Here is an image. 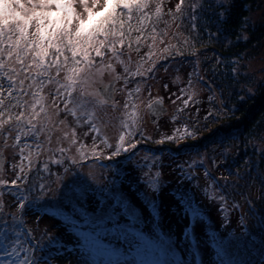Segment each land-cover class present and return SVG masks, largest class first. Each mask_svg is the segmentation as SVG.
Masks as SVG:
<instances>
[{
    "label": "rangeland",
    "instance_id": "1",
    "mask_svg": "<svg viewBox=\"0 0 264 264\" xmlns=\"http://www.w3.org/2000/svg\"><path fill=\"white\" fill-rule=\"evenodd\" d=\"M179 2L180 0H168V6L164 8L161 17L165 19L159 24L163 29L162 34L149 28L143 35H139V40L133 41L128 38L123 46L117 44L116 48L123 53L119 59L107 49H101L105 53L101 57H97L94 51H89V56L95 60V67L101 68L103 73L101 75L95 68L93 69L90 81L92 87L97 89L98 85L114 78L116 81L114 100L121 105L115 111L110 107L97 111V116L100 117L95 121L98 131L91 129V121H88L87 115L72 117L62 111L57 114L50 107L52 98L48 95V89H45L46 103L49 105L48 116L51 117L56 130L48 133L45 129L39 136H21L18 144L13 137H9L8 146H4L3 140H0L2 149L0 154H3L0 157V178L9 181L10 184L16 178V174L21 172L22 166L29 180H42L38 187L40 191H43L40 185L47 189L41 202L51 204L50 207L55 212H60L68 218L78 217L73 209L79 208L80 204L75 201L69 204L64 199L66 185H72L75 181L76 187L85 190L83 206L90 213L96 207L95 197L99 195L100 190L107 189L111 193L110 198L123 197L128 205L127 215L120 214L119 228L113 235L121 239L123 233L133 231L134 228H141L153 235L164 230L175 241L174 245L171 240L168 241L169 248L175 247V251L181 253L183 257H189L188 264H196L192 259L194 251L203 255V262L207 264L208 261L211 262L212 250L204 235L206 226L203 223H197L195 226L196 239L199 241V249L196 250L183 236L189 219L183 214L176 194L187 195L193 207L199 210L203 222L210 226L219 239L236 224L240 212L236 210V203L221 199L217 187L210 181L212 180L210 175H206L205 169L202 168V165L212 164L211 170L214 172L212 176L216 178L221 176L224 180L219 155L213 152L209 154L208 151H192L188 155L187 150L183 151V148L169 149V145L181 144L184 137H188V135L181 137L185 129L193 133V120L203 118L208 113L211 98L210 92L202 83V77L197 78L191 69V57L166 59L174 50L175 42L185 38L180 35L181 28L177 18L187 16H184L181 10H176ZM193 2L209 7L217 3V0H189L188 5ZM259 4L261 6L251 12L250 17L264 22V0H259ZM74 7L78 13L84 15L79 3ZM252 18L249 19L253 20ZM129 44L131 48L128 47ZM106 65H111V70L103 67ZM126 66L130 72H135L139 66L143 75H129L125 72ZM234 72L245 77L240 83V89L246 87L248 91L253 90L255 83L264 74V39L256 51L243 53L235 58ZM137 88L139 91H136ZM155 98L161 99L168 110L156 123H152L147 107ZM24 99L31 102L30 97ZM128 100H131V104L125 109L122 105ZM133 104L136 106L135 122L124 114L133 111ZM60 106L62 108L63 104ZM104 112L109 116L104 117ZM183 117H186L185 121ZM40 119L44 120V114H41ZM77 119L79 123L76 122ZM61 120L65 123L59 124ZM121 121H124L127 127L122 125ZM73 129L76 143L70 144ZM65 132L69 133L68 138L63 137ZM122 134L125 136V147L131 143H135L136 146L128 151H122L119 156H112ZM46 136H51V143L47 141ZM57 137L61 138L59 143ZM105 140L107 144L102 142ZM81 145L84 146V158L78 151ZM257 145L264 152V136ZM59 148L66 151H57ZM211 158L213 162L210 161ZM55 160H61L63 163L56 164L53 162ZM39 170L43 172L42 177L34 178L33 174ZM154 179L159 181L158 194L149 187ZM3 187L0 186V190ZM25 192L28 194V191ZM0 200L3 202L5 214L16 212L13 195L4 192ZM150 200H155L158 206L156 218L151 210ZM37 216L40 217L39 220ZM26 219L33 231L34 239L48 249L45 252L52 260L51 263L45 259L39 260L40 264H98L90 252L78 246L66 220L47 213L32 217L28 214ZM51 237H55L56 242L48 243ZM135 241L137 238L130 233L124 235L122 245L114 243L121 245L122 248H129L135 245ZM172 254L174 252H170L169 255ZM128 264H137L135 258L133 257L132 263Z\"/></svg>",
    "mask_w": 264,
    "mask_h": 264
},
{
    "label": "snow or ice",
    "instance_id": "2",
    "mask_svg": "<svg viewBox=\"0 0 264 264\" xmlns=\"http://www.w3.org/2000/svg\"><path fill=\"white\" fill-rule=\"evenodd\" d=\"M77 3L82 6L86 17L76 11L74 5ZM91 3L93 8L101 6L100 0H91ZM149 3L150 0H103L102 8L108 14L102 15L99 12L94 13L92 8L88 7L89 0H0V140H3L4 146H8L9 137H13L15 143L18 144L21 136H39L45 129L48 133L56 130L51 117L48 116L49 105L46 103L45 89H48V95L52 98L50 107L57 114L62 111L72 117L87 115L88 121H91V129L98 131L95 121L100 117L97 116V111H103L105 107H110L115 111L121 105L112 98L107 85L102 90L92 87L90 81L93 69L95 68V71L101 75L103 73L101 68L95 67V60L89 56V51H94L97 57H101L105 54L101 49H107L116 59H119L123 53L116 48V45L123 46L126 37L125 20L119 19L117 10H120L119 15H123L126 11L127 31L130 34L133 13L137 14L136 19L143 26V22L149 19L146 11ZM184 3L185 0H180L176 10L180 11ZM217 3L218 6H223L224 0H217ZM189 7L193 10L190 20L196 21L198 19L196 10L202 8L203 4L193 2ZM160 12L161 8L158 4L155 9L157 17ZM217 15L226 18V12H219ZM192 27H196L195 23ZM128 47L131 48V44ZM103 67L111 70L112 66ZM125 72L131 76L143 75L139 66L135 72H130L126 66ZM136 91L139 89L137 88ZM25 97H30L31 102L24 99ZM184 103L187 104V101ZM61 104H63L62 108ZM129 104L131 100L126 101L122 107L127 109ZM156 105V101H151L148 107L150 110L158 111ZM135 108L133 104V111L124 113L133 122H135ZM41 114H44V120L40 119ZM103 115L104 117L109 116L107 112ZM76 122L79 123V120L77 119ZM58 123L64 124L65 122L61 120ZM121 124L127 127L124 121H121ZM183 135L193 136L194 133L185 129L181 137ZM68 136V132L63 134L64 138ZM46 139L51 143V136H46ZM56 139L59 143L61 138ZM166 139H174V137H166ZM124 141L125 136L122 134L119 136L112 156H119L122 151H128L136 146L135 143H131L125 147ZM102 142L107 144L106 140ZM69 143H76L74 129ZM83 147L81 145L78 149L82 158H84ZM56 150L66 151L63 148ZM95 154L94 152L93 155ZM53 162L63 163L61 160ZM44 167L47 170V165ZM27 179L22 166L21 172L16 174V178L10 184L9 181L0 178V186H4L0 190V197L4 192L13 195L16 207L21 212L19 216L11 213L5 214L3 202L0 200V257L5 258L0 259V264H17L8 259L13 255L9 249H14L17 244L22 245L20 240L22 234L31 237V232H25L24 229V210H34L36 205L45 198L47 192L45 186L40 185L43 191L32 196L25 195V191L35 192L33 185H28L27 189L21 187ZM149 187L158 194L159 181L154 179ZM66 188L67 191L63 193L64 199L69 204L73 201L80 204V207L73 211L83 220L84 227L88 229V231H79L78 235L83 238L86 248L102 258L100 264H105L103 258L115 256L116 253L106 247L102 241L110 233L118 230L120 214L127 215L126 199L123 197L110 198L111 193L107 189H102L95 197L96 207L90 213L83 206L85 190L76 187L75 181L72 185H66ZM178 201L183 214L189 219V223L183 230V236L189 241L190 246L198 250L199 241L195 237L194 230L197 223H203L201 214L193 207L186 194H180ZM149 204L151 210L156 213L158 211L156 201L150 200ZM41 211L47 212L49 208L43 206ZM39 219L40 217L37 216V220ZM73 224L78 226V221H73ZM212 240L221 264H241L240 261L226 259L228 249L234 246L236 241L216 237H212ZM137 241L138 253L141 256L138 264H161V261L149 258L154 247L150 241L139 234H137ZM53 242H56L55 237H51L48 243ZM35 247H40L39 241L35 242ZM193 255L195 257V251ZM18 264H34V261L25 256ZM108 264L112 262L109 261Z\"/></svg>",
    "mask_w": 264,
    "mask_h": 264
},
{
    "label": "trees",
    "instance_id": "3",
    "mask_svg": "<svg viewBox=\"0 0 264 264\" xmlns=\"http://www.w3.org/2000/svg\"><path fill=\"white\" fill-rule=\"evenodd\" d=\"M167 2L168 0H150L149 7L146 9L149 19L143 22V26L137 21V14L133 13L130 34L127 31V13L125 11L123 15H119L118 9L119 19L125 20L126 40L131 38L136 41L137 37H140V34L143 35L149 28H155L162 34L163 29L159 24L165 19L161 17L164 8L168 6ZM100 4L101 6L93 8L89 0L88 7L92 8L94 13L107 15V11L102 8L103 0ZM158 4L161 8L159 17L155 14ZM188 4L189 0H185L181 7V12L187 18H177L181 28L180 35L185 38L175 42L174 50L166 59L191 57V69L197 78L202 77L203 84L204 80H207L216 88V92L204 84L211 94L208 113L203 118L193 120V136L184 137L181 144L169 145V149L183 148V151L187 150L188 155L192 151H208L209 154L213 152L219 155L224 180L221 176L218 178L212 176L214 174L211 170L212 164L211 166L202 165V168L210 175L212 179L210 181L217 187L219 196L223 197L222 200L236 203V210L240 212L236 224L222 236V239L237 242L228 249L226 259L240 261L241 264H264V152L257 145L264 136V74L255 83L253 90L248 91L246 87L240 89V83L245 77L234 72L235 58L243 53L256 51L264 39V22L250 17V13L256 11L261 5L259 0H226L223 6H218V3L209 7L203 5L198 9V19L191 21L190 15L193 10ZM219 12H226V18L219 17L217 15ZM84 16L86 17V13ZM193 23L196 25L194 28ZM138 28L140 31H136ZM119 30L117 27V31ZM185 118L183 117V121ZM210 161L213 162V159L211 158ZM42 175L43 172L39 170L38 173L33 174V177L40 178ZM41 181L28 178L23 184L25 187L22 188L27 189L28 185H33L35 192H28V194L25 192V195L32 196L41 192L38 189ZM178 196L177 193V199ZM50 205L40 201L34 210H24V229L25 232H31V237L22 234L20 236L22 245L17 244L14 249L10 248L9 251L13 252V255L8 259L17 264L25 256L33 260L34 264H40L39 260L44 259L49 263L52 262L50 255L45 252L47 248H44L40 242V247H35V242L38 240L34 239L33 231L26 219L28 214L32 217L47 213L66 220L70 224L69 231L75 237L78 246L90 252L100 264L102 258L86 248L83 238L78 235L79 231H88L83 221L77 216L68 218L60 212H55ZM43 206L48 207L49 211H41ZM14 215H21L17 207ZM154 216L156 218L158 214L155 213ZM129 217H132L131 214ZM73 221H78V226H74ZM142 222L141 225L144 223ZM203 225L206 226L204 235L212 250L211 262L208 261L207 264H221L212 240V237L216 235L205 222ZM130 233L136 238L137 234L142 235L151 242L154 247L150 259L159 260L161 264H188L190 261L189 257L185 258L175 251V247L169 248L168 241L171 240L173 245L175 241L164 230L153 235L141 228H134L133 231L123 233L121 239L113 235V232L103 239L105 246L116 253L115 256L103 258L105 264L109 261L112 264H128L132 263L133 257L138 264L141 258L138 253V241H135L133 247L122 248L121 246L124 235ZM195 237L197 238L196 234ZM114 242L121 245H116ZM170 252L174 254L170 256ZM0 259L5 258L0 257ZM192 259L196 264H204L203 255L196 254L195 257L192 256Z\"/></svg>",
    "mask_w": 264,
    "mask_h": 264
},
{
    "label": "water",
    "instance_id": "4",
    "mask_svg": "<svg viewBox=\"0 0 264 264\" xmlns=\"http://www.w3.org/2000/svg\"><path fill=\"white\" fill-rule=\"evenodd\" d=\"M115 84H116L115 79H112L111 81H109L106 84L98 85L97 89H101L102 90L104 88V86L107 85L109 91L112 94V98H113V91H114V85ZM204 84H206L207 87H209L211 90H213V91L216 90V88L213 87L207 80H204ZM152 101H156L157 102L156 107H157L158 111L150 110L149 107H147V112H148V115H149V120L152 123H156L161 117H163L165 115V113L167 112L168 108L164 104V102L161 99H159V98H155ZM2 156H3V154L1 153L0 157H2Z\"/></svg>",
    "mask_w": 264,
    "mask_h": 264
},
{
    "label": "flooded vegetation",
    "instance_id": "5",
    "mask_svg": "<svg viewBox=\"0 0 264 264\" xmlns=\"http://www.w3.org/2000/svg\"><path fill=\"white\" fill-rule=\"evenodd\" d=\"M112 79H114V78H112ZM112 79H111V80H112ZM111 80H110V81H111ZM108 82H109V81H108ZM108 82H107V83H108ZM105 84H106V83H105ZM115 85H116V84H115ZM115 85H114V90H115ZM97 87H98V86H97ZM114 95H115V91H113V99H114Z\"/></svg>",
    "mask_w": 264,
    "mask_h": 264
}]
</instances>
